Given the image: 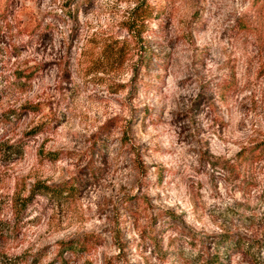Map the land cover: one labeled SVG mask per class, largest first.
Listing matches in <instances>:
<instances>
[{
	"label": "rangeland",
	"instance_id": "rangeland-1",
	"mask_svg": "<svg viewBox=\"0 0 264 264\" xmlns=\"http://www.w3.org/2000/svg\"><path fill=\"white\" fill-rule=\"evenodd\" d=\"M261 141L264 0H0V264H264Z\"/></svg>",
	"mask_w": 264,
	"mask_h": 264
},
{
	"label": "trees",
	"instance_id": "trees-1",
	"mask_svg": "<svg viewBox=\"0 0 264 264\" xmlns=\"http://www.w3.org/2000/svg\"><path fill=\"white\" fill-rule=\"evenodd\" d=\"M77 1H88V0H74ZM143 11L145 12V15L148 20L151 21L152 16L154 13V9L151 8V6L146 5L145 8H143ZM249 27V26H247ZM154 54H151L149 50H144V53L141 54V59L145 62L151 61V58L149 56H152ZM142 68H147L148 64L146 63H140ZM44 131V129L36 130L34 133H41ZM46 157H49L50 160H57L58 155L54 152L46 154ZM264 159V141L257 142L253 145L244 147L240 149L235 158L233 159V162L229 161H223V166L229 170H235L237 165H253L254 163L261 162ZM238 168V167H237ZM34 191H38V193H44V194H50L54 197L60 198L64 195H73L76 192L77 186L75 184L69 183H63L61 185H46V184H36L34 186ZM36 189V190H35ZM220 240L217 242L220 246L225 248V250L230 253L236 251V253L245 251L248 248L253 247L250 246V243L248 244L247 241H245L244 237H239L236 235H229L224 234L223 236L219 237ZM259 247L264 248V244L260 245ZM89 248V242L87 241H68L65 243L60 244L59 248V258L64 260L62 258L63 253H69V254H78L81 253L82 250H88ZM264 259V258H263ZM264 261V260H263ZM64 263V261H63ZM203 264H223L220 260V257L218 253L214 254V256H210L207 261H205Z\"/></svg>",
	"mask_w": 264,
	"mask_h": 264
}]
</instances>
